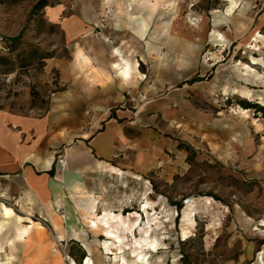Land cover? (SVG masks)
Masks as SVG:
<instances>
[{"label":"rangeland","instance_id":"1","mask_svg":"<svg viewBox=\"0 0 264 264\" xmlns=\"http://www.w3.org/2000/svg\"><path fill=\"white\" fill-rule=\"evenodd\" d=\"M237 1L228 14V0H0V114L46 121L49 135L63 115L53 112L68 89L64 72L109 77L102 66L121 61V50L135 71L125 103L156 109L152 123L180 142L165 152L164 174L85 180L70 211L59 204L71 214L63 240L0 177V264H127L133 244L116 254L103 227L91 226V205L102 215L132 212L131 221L143 215L137 238L157 240L148 264L264 262V109L247 104L264 105V0ZM40 148L60 174L63 150ZM3 204L17 208L13 217L3 218ZM29 218L44 227L24 232Z\"/></svg>","mask_w":264,"mask_h":264},{"label":"crops","instance_id":"2","mask_svg":"<svg viewBox=\"0 0 264 264\" xmlns=\"http://www.w3.org/2000/svg\"><path fill=\"white\" fill-rule=\"evenodd\" d=\"M91 38L99 40L100 35H84L81 41L88 44ZM80 62L87 63L86 66L94 64L91 60ZM102 67L109 69V77L99 71L83 77L64 72L68 89L63 93L62 108L57 106L53 112L55 115L62 111L63 115L54 119L55 128L49 135L46 121L28 118L9 121L7 113L0 114V177L9 185L6 190L19 193L31 215L37 214L57 232L56 223L68 220L66 215H60L59 204L70 211V202L83 190L85 180L113 172L111 167L133 176L164 174V156L168 157L165 152L178 151L180 142L168 133H160L152 123L157 119L156 109L144 103L133 110L125 103L123 88L134 82L133 65L128 75L116 69L115 61ZM32 132L36 137L29 141ZM40 143L63 150L67 166L60 174L54 157L41 158ZM53 166L55 173L50 175L48 171ZM255 241L249 242L250 249L257 245ZM260 242L264 245V241Z\"/></svg>","mask_w":264,"mask_h":264},{"label":"bare ground","instance_id":"3","mask_svg":"<svg viewBox=\"0 0 264 264\" xmlns=\"http://www.w3.org/2000/svg\"><path fill=\"white\" fill-rule=\"evenodd\" d=\"M230 3V6L228 8V14H230L233 9L237 6V0H228ZM229 21V20H228ZM240 23V26H245L244 23ZM223 37L221 33H219ZM259 36H262L259 33ZM121 58V61L117 59L115 62V67L118 71H121L123 75H128L130 73V70L132 68V64L130 61V58L127 55H123L122 51H118ZM79 57H82L83 61H88L86 58L87 56H84L83 54H79ZM245 67L248 70H252V67L249 65H245ZM139 70H137L138 72ZM50 163V160H48V164ZM113 172H121V170L111 167ZM137 176V175H136ZM138 177V176H137ZM91 208L93 209V217L90 219L91 226L94 228L103 227L105 235L108 239H111L108 242H111L114 244L115 249L117 250L116 254L118 252L124 253L125 247L128 248L130 244L131 245V261L127 264H148L149 263V250L157 247V240L150 238V237H142L137 238V228L140 226V219L143 217L142 214L137 212V218L135 221H131L130 215H132V212L129 213V216H126L124 213H110L105 212L104 215L96 213L95 206L91 205ZM2 214L4 219L11 218L15 215V211L10 206H7L6 204H3L2 206ZM66 219H71V214L68 213V215L65 216ZM19 220L22 222L23 216H18ZM28 222L30 225L28 227H25L24 232H28V229L30 227H33V225H39L40 228H43L44 226L41 224V222H35L31 218H29ZM73 227V226H71ZM56 228L58 229V238L60 240H63L64 234L62 232V228L60 227V224L56 223ZM1 229V224H0ZM37 233H41L40 230H37ZM131 234L133 237V241L129 237ZM132 242V243H131ZM109 249H111L109 247ZM1 251V248H0ZM69 264H77L75 259H69ZM85 264H92L90 257L86 258ZM264 264V262H262Z\"/></svg>","mask_w":264,"mask_h":264},{"label":"trees","instance_id":"4","mask_svg":"<svg viewBox=\"0 0 264 264\" xmlns=\"http://www.w3.org/2000/svg\"><path fill=\"white\" fill-rule=\"evenodd\" d=\"M247 104L249 105V106H251L250 104H252V106H255V107H259V108H263L264 109V105H260L259 103H257V102H250V101H248L247 102ZM48 173L50 174V175H54V173H55V166H53L49 171H48ZM181 204H179L178 205V209H181Z\"/></svg>","mask_w":264,"mask_h":264},{"label":"built area","instance_id":"5","mask_svg":"<svg viewBox=\"0 0 264 264\" xmlns=\"http://www.w3.org/2000/svg\"><path fill=\"white\" fill-rule=\"evenodd\" d=\"M127 94H130V91H127ZM133 99V98H132ZM57 164L60 165L61 167H66L67 166V161L64 157V154H59L57 156ZM45 222V221H44ZM46 223V222H45Z\"/></svg>","mask_w":264,"mask_h":264}]
</instances>
